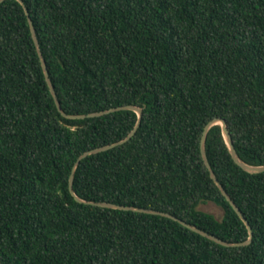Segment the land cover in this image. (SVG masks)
Returning <instances> with one entry per match:
<instances>
[{"label": "trees", "instance_id": "trees-1", "mask_svg": "<svg viewBox=\"0 0 264 264\" xmlns=\"http://www.w3.org/2000/svg\"><path fill=\"white\" fill-rule=\"evenodd\" d=\"M19 0L0 4V264H264V171L231 155L220 123L210 163L253 229L225 246L171 217L75 199L74 190L169 212L231 242L250 231L203 159L223 118L264 165V0ZM213 201L222 219L199 209Z\"/></svg>", "mask_w": 264, "mask_h": 264}, {"label": "water", "instance_id": "water-1", "mask_svg": "<svg viewBox=\"0 0 264 264\" xmlns=\"http://www.w3.org/2000/svg\"><path fill=\"white\" fill-rule=\"evenodd\" d=\"M4 1L5 0H0V4L2 2H4ZM19 1L25 6L26 12L29 15L30 12H29L27 6L25 5L24 0H19ZM29 22H30L31 31H32V34H33L34 41L36 43V47H37V50H38V53H39V56H40V59H41V63H42V66H43V70H44L46 79L48 81L49 87H50L51 92H52V94L54 96V99L56 101L57 107L63 113V115H65L67 117H72V118H86V117L101 116V115H105V114H108V113H111V112H114V111H118V110L130 109V110L136 111L138 113V116H139L138 117V121H137L134 129L125 138H123L120 141L115 142V143H111V144H107V145H103V146H99V147L90 149V150L84 152L83 154H81V156L76 160L75 165H74L73 170H72V173H71V176H70V190H71L72 194L75 196V199H77L80 202H85V203H88V204H93V205L102 206V207H110V208L124 209V210H128L129 209V210H134V211H139V212L165 215V216H168V217H171V218H173L175 220L180 221L182 224L186 225L187 227H189V228L197 231L198 233H200V234H202V235H204V236H206V237H208V238H210L212 240H215L216 242H218V243H220L222 245H225V246H241V245H247V244L252 242L253 229H252V226H251L249 220L247 219V217L245 216V214L243 213L241 208L237 205V203L232 199L231 195L228 193V191L226 190L224 185L221 183V181L219 180L216 172L214 171V169H213V167H212V165L210 163V160H209V157H208V154H207V150H206V138H207V134H208L210 128L213 125L218 124V123H220L222 125L223 133H224V136L226 138L227 144L229 146L231 155L234 158V160L236 161V163H238L242 168H244L245 170H247V171H249L251 173H259V172H263L264 171V165H252V164H249L240 156V154L238 153V151H237V149L235 147V144L233 142V138H232V135H231L230 130L228 128L227 122L223 118L213 119L205 126V129H204V132H203V136H202V139H201V152H202L203 159H204V161H205V163H206V165H207V167H208V169H209V171L211 173V177L214 179L216 184L219 186V188L221 189L222 193L226 196L227 200L229 202H231V205L233 206V208L236 209L237 213L240 215V217L246 223V225H247V227H248V229L250 231V237H249L248 240L242 241V242H231V241L224 240V239L216 236L215 234L209 233L208 231H206L204 229H201V228L197 227L196 225H193V224L185 221L184 219L179 218V217H177V216H175V215H173V214H171L169 212L160 211V210H157V209L138 207V206H130L129 204L128 205H121V204L114 203V202H109V201H87V200L81 198L76 193V191L74 190L75 172H76L77 167L80 164L81 160L83 158L87 157L88 155L111 149V148H113V147H115L117 145L123 144L126 141H128L137 132L138 128L141 125V121H142V117H143V108L141 106H139V105H135V104L131 103V104L120 105V106L112 107L110 109H105V110H102V111H95V112H91V113H87V114H73L72 115V114L66 113L65 110L62 107V104H61V101H60V99L58 97L57 91H56L55 86L53 84V81H52V79L50 77V72H49V69H48L47 61H46V59H45V57L43 55V51H42L41 44H40V41H39V38H38L37 30H36V27H35V25L33 23V20L31 19L30 16H29Z\"/></svg>", "mask_w": 264, "mask_h": 264}, {"label": "rangeland", "instance_id": "rangeland-1", "mask_svg": "<svg viewBox=\"0 0 264 264\" xmlns=\"http://www.w3.org/2000/svg\"><path fill=\"white\" fill-rule=\"evenodd\" d=\"M199 209L214 214L217 218L222 219L224 216V209L213 201L202 202L199 204Z\"/></svg>", "mask_w": 264, "mask_h": 264}]
</instances>
